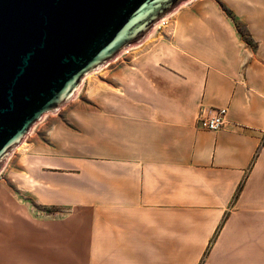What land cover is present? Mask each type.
<instances>
[{
    "label": "crops",
    "instance_id": "0c3cea01",
    "mask_svg": "<svg viewBox=\"0 0 264 264\" xmlns=\"http://www.w3.org/2000/svg\"><path fill=\"white\" fill-rule=\"evenodd\" d=\"M170 16L65 110L52 146L10 164L0 264H264V0ZM219 109L225 127L202 130Z\"/></svg>",
    "mask_w": 264,
    "mask_h": 264
},
{
    "label": "water",
    "instance_id": "95a60500",
    "mask_svg": "<svg viewBox=\"0 0 264 264\" xmlns=\"http://www.w3.org/2000/svg\"><path fill=\"white\" fill-rule=\"evenodd\" d=\"M188 0H0V170L83 79Z\"/></svg>",
    "mask_w": 264,
    "mask_h": 264
},
{
    "label": "rangeland",
    "instance_id": "374dc122",
    "mask_svg": "<svg viewBox=\"0 0 264 264\" xmlns=\"http://www.w3.org/2000/svg\"><path fill=\"white\" fill-rule=\"evenodd\" d=\"M224 10L226 12V15L234 21L235 26L239 31V33L245 38L247 42H249L247 31H245L243 26L236 21L231 11L227 9ZM171 19L172 17L169 15L168 18L163 20L162 24L160 23V25L157 28L155 27L154 29H158V31H163L165 29H168L172 25ZM130 47L133 48V46ZM130 47H128L127 49H129ZM121 53L114 60L110 61L106 66H103L98 70L93 71L83 79L81 88L79 89L78 93H76L75 96L73 97L75 98L74 99L75 101L71 102L72 100H70L67 104H65L59 109V112L55 111L46 114L42 118V120L39 121L33 127V132L27 135L24 144H21L20 146L14 148L11 152L10 158H7L3 162L2 168L0 170V180L7 178L5 174L7 170L10 168V164L21 162L22 161L21 158L25 154V152L29 151L30 153L40 154L43 148L47 149L49 146L53 145L52 143L53 136L51 135L50 132L52 131L54 126L64 122V112L65 110H67V108H75V110L88 108L90 105L91 98L97 97V95L100 92L104 93L105 83H106V71L113 66L111 65L112 62L117 60V58L121 55ZM9 188L14 190V187L10 186V184H9ZM35 209H41V207L35 206Z\"/></svg>",
    "mask_w": 264,
    "mask_h": 264
},
{
    "label": "built area",
    "instance_id": "2783aa9c",
    "mask_svg": "<svg viewBox=\"0 0 264 264\" xmlns=\"http://www.w3.org/2000/svg\"><path fill=\"white\" fill-rule=\"evenodd\" d=\"M227 109H219L202 115L198 120V125L202 130L217 132L222 130L227 124Z\"/></svg>",
    "mask_w": 264,
    "mask_h": 264
},
{
    "label": "bare ground",
    "instance_id": "6f19581e",
    "mask_svg": "<svg viewBox=\"0 0 264 264\" xmlns=\"http://www.w3.org/2000/svg\"><path fill=\"white\" fill-rule=\"evenodd\" d=\"M169 16H167L166 18H168ZM166 18H164V19H162L155 27L157 28L159 25H160V23L162 24L163 23V20H165ZM154 27V28H155ZM124 52V51H123ZM78 93V92H77Z\"/></svg>",
    "mask_w": 264,
    "mask_h": 264
}]
</instances>
